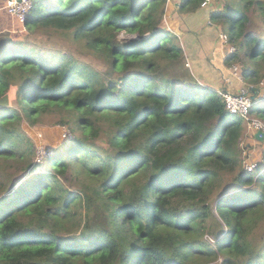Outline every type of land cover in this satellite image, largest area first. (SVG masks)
I'll return each instance as SVG.
<instances>
[{"label": "trees", "instance_id": "trees-1", "mask_svg": "<svg viewBox=\"0 0 264 264\" xmlns=\"http://www.w3.org/2000/svg\"><path fill=\"white\" fill-rule=\"evenodd\" d=\"M33 1L30 30L66 31L106 66L0 48V264H264V164L245 168L244 118L188 69L168 0ZM217 2L211 22L236 47L224 65L259 84L264 0ZM52 108L77 133L36 172L23 121Z\"/></svg>", "mask_w": 264, "mask_h": 264}, {"label": "rangeland", "instance_id": "rangeland-1", "mask_svg": "<svg viewBox=\"0 0 264 264\" xmlns=\"http://www.w3.org/2000/svg\"><path fill=\"white\" fill-rule=\"evenodd\" d=\"M225 1L226 0H218L216 5L218 4L219 8L224 7ZM254 18H256V23L259 24L261 29L264 30V19H262V16L258 15V16H255ZM17 19L19 20V18ZM19 21L23 24L25 28L24 30L25 33L19 34L17 38H15L14 41H17V42L25 41L26 44L28 43V45L29 44L34 45L37 47V50H40L42 52H49L51 50H55V51H60L62 53H67L71 55L72 57L78 58L82 61L92 64L97 68H100L102 70L105 69L106 65L104 61L100 60L99 58H97L96 56L92 54H89L86 46L76 42V40L66 31L49 32L51 30H42V31L41 30H30L29 25L26 24V21L24 22L21 20ZM164 26L167 27L165 23H164ZM219 29L221 31V28ZM260 32H263V31L261 30ZM258 33L259 32H256L255 34H258ZM175 35H177V38H179L182 41V37L180 33L175 34ZM120 37L126 40H129L131 38H136L135 35L132 36L130 34H127L126 32H122ZM207 61H209V58H207ZM187 66H188V69H191L189 68L190 65L187 64ZM238 67H240V65ZM240 69L238 68V73H241ZM181 71H183V69H181ZM228 77L231 78L230 81L226 82L225 80L226 83L223 84V87H219L215 89H218L220 92H223L224 90H231L232 92L237 93V92L242 91V89L244 88L248 91L250 96H253V98H258V100L256 99L257 105L255 106H258L259 108H264V83H262L264 82V76H262L260 83L255 84L254 86H248V84L244 82V79H241L242 77L239 78L237 74H234L233 71L231 70H229ZM224 86L230 87L231 89H228V88L224 89ZM235 87H238V89L236 90ZM252 87L256 89L255 90L249 89ZM67 117L68 116L64 111H60L55 108H52V110L48 114H46L43 117V119L38 121L37 124H29L28 122L23 121L24 129L32 137V141L34 142L36 146V160L39 163L42 162L40 167L36 170V172L45 171L46 164H47L46 161H44L45 158L42 160L38 159V157L40 159L42 158V153L38 155V151L41 152L44 149L45 150L48 149V151L51 152L54 148L60 146L64 141H69L76 136L77 132L73 131V125L75 124L71 125L66 122L61 123V120ZM243 118H244V135L242 136L240 146L243 148L245 168L249 169L248 168L250 165L249 163L258 162L259 164L261 163L264 164V152H262L264 141H261L255 138V133L258 132L259 129H255L253 127V122H252L253 120H258L262 122V125H263L264 118L258 116L256 111H253V112L251 111L248 114V116L243 117ZM105 142L106 141L103 140L101 144L106 145ZM241 189L242 187L239 186L235 188L233 191L235 192ZM246 198L249 199V196H247ZM262 233H264V231ZM205 238L213 241L214 237L213 235L208 234L207 236H205ZM220 262H222V258L214 262L203 261L201 264H219Z\"/></svg>", "mask_w": 264, "mask_h": 264}, {"label": "crops", "instance_id": "crops-1", "mask_svg": "<svg viewBox=\"0 0 264 264\" xmlns=\"http://www.w3.org/2000/svg\"><path fill=\"white\" fill-rule=\"evenodd\" d=\"M178 2L179 0H168L164 23L168 29L176 34L180 33L187 64L189 63V68L198 81L213 88L223 87L230 70V67L224 65L229 43H224L218 37L221 31L217 24L211 22L213 6L183 14L176 8ZM6 4L7 0H0V48L14 41L19 34L25 33L23 24L7 11ZM225 88L231 89L224 86Z\"/></svg>", "mask_w": 264, "mask_h": 264}, {"label": "built area", "instance_id": "built-area-1", "mask_svg": "<svg viewBox=\"0 0 264 264\" xmlns=\"http://www.w3.org/2000/svg\"><path fill=\"white\" fill-rule=\"evenodd\" d=\"M218 0H203L201 7H208L212 5L214 2ZM34 1L33 0H7L6 8L7 11L19 18L21 21H27L30 11L33 8ZM221 40L224 43H229L228 35L221 32L220 34ZM236 47L234 45L229 44V51H235ZM189 64V63H188ZM230 70L233 71L234 74H237L239 78L242 77L240 73H238V66L236 64L232 65L230 67ZM243 79V77L241 78ZM230 81V78H226V82ZM264 83V82H262ZM253 88V87H252ZM249 88V89H252ZM248 89V88H247ZM222 94L225 97L226 107L227 109L233 113V114H239L243 117L248 116V114L252 111L253 106L255 105V102H257L258 98H253V96H250L248 91L246 89H242V91L234 93L231 90H228L227 92H222ZM261 97V96H260ZM257 99V100H256ZM256 100V101H255ZM253 127L255 129L264 130V124L262 125V122L258 120H253ZM42 153V159H46L49 155L48 149H44L41 152L38 151V155ZM249 169H255L258 166V162L249 163Z\"/></svg>", "mask_w": 264, "mask_h": 264}, {"label": "water", "instance_id": "water-1", "mask_svg": "<svg viewBox=\"0 0 264 264\" xmlns=\"http://www.w3.org/2000/svg\"><path fill=\"white\" fill-rule=\"evenodd\" d=\"M253 90H255L256 88H252ZM228 90H225V92H227ZM255 138H257L258 140L264 141V131L263 130H258V132L255 133Z\"/></svg>", "mask_w": 264, "mask_h": 264}, {"label": "clouds", "instance_id": "clouds-1", "mask_svg": "<svg viewBox=\"0 0 264 264\" xmlns=\"http://www.w3.org/2000/svg\"><path fill=\"white\" fill-rule=\"evenodd\" d=\"M224 92V91H223Z\"/></svg>", "mask_w": 264, "mask_h": 264}]
</instances>
